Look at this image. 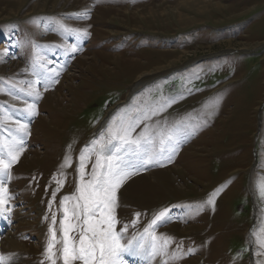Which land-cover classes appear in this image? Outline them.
<instances>
[{"label": "rangeland", "instance_id": "374dc122", "mask_svg": "<svg viewBox=\"0 0 264 264\" xmlns=\"http://www.w3.org/2000/svg\"><path fill=\"white\" fill-rule=\"evenodd\" d=\"M191 1L0 0V140L24 149L0 177V264H50L49 229L61 238L81 153L138 112L150 119L134 135L147 123L181 142L117 191L123 242L150 244L144 229L169 210L153 230L171 238L167 255L131 264H264V0Z\"/></svg>", "mask_w": 264, "mask_h": 264}, {"label": "snow or ice", "instance_id": "6c2138e0", "mask_svg": "<svg viewBox=\"0 0 264 264\" xmlns=\"http://www.w3.org/2000/svg\"><path fill=\"white\" fill-rule=\"evenodd\" d=\"M76 50V47L72 46L71 51ZM5 51L7 52V49ZM34 94L40 95L35 90ZM25 110L35 115L34 104L26 105ZM155 114V112L152 113V115ZM147 119H150V116L139 112L134 117L131 114L123 116L118 123L114 119L106 133H101L100 139L92 142L89 151L81 153L80 184L75 193L64 197L61 201L63 209L60 220L61 238L57 239L54 228L49 229L50 239L45 253L50 264H57V261L60 264H124L125 254L141 256L148 260L162 254L167 255L166 249L171 238L158 237L153 230L158 224L170 219L168 209L159 212L144 229V233L149 234L150 244L146 245L142 242L143 235L139 241H136L134 236L123 242L124 234L129 228L127 223L117 230V225L120 223L115 215L118 189L127 178L134 174L137 167L144 168L153 163H159L160 158L165 157L171 162L172 155L175 154L181 142L177 135L178 129L153 133L147 123L139 133L134 135L141 121ZM15 124L18 130L27 132V124L19 120L15 121ZM23 150V140L12 139L7 143L0 140V177L11 178L9 169L19 160ZM93 154L95 162L89 174L85 172V167ZM131 157L137 158L139 164L134 165ZM65 163H68V158ZM85 175H89L90 178L84 179ZM56 184L57 189L52 193L53 200H55L56 191H59L63 185V180L57 179ZM7 192L8 189L4 186L3 180H0V214L4 210ZM215 195V192L210 195L208 204L214 203ZM135 216L137 219L131 222L132 226L137 223L140 213H136ZM52 221L53 224L56 223L55 213H53ZM176 258L178 257H172V259ZM163 264H167V261Z\"/></svg>", "mask_w": 264, "mask_h": 264}, {"label": "bare ground", "instance_id": "6f19581e", "mask_svg": "<svg viewBox=\"0 0 264 264\" xmlns=\"http://www.w3.org/2000/svg\"><path fill=\"white\" fill-rule=\"evenodd\" d=\"M194 5H197V2H199V0H192L191 1ZM38 4V3H37ZM152 10L153 9H150V12H152ZM4 218H3V214H0V229L4 226V224L2 225L1 224V220H3ZM5 220V219H4ZM18 243H14L13 244V247L14 248H20V246L19 245H17ZM132 257H134V259L135 258H137L138 256H135V255H128V254H125V256H124V264H131V261L129 260V259H127V258H132Z\"/></svg>", "mask_w": 264, "mask_h": 264}]
</instances>
